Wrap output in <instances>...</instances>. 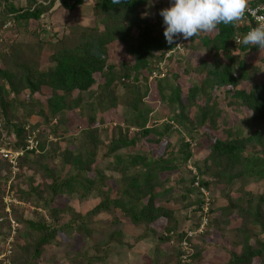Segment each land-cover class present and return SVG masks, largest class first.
Returning <instances> with one entry per match:
<instances>
[{
  "label": "trees",
  "instance_id": "1",
  "mask_svg": "<svg viewBox=\"0 0 264 264\" xmlns=\"http://www.w3.org/2000/svg\"><path fill=\"white\" fill-rule=\"evenodd\" d=\"M87 1L91 3L88 7ZM168 1L121 0L114 4L113 0H0V27L12 22L0 42V147H24L32 133L38 141L36 150L26 151L18 158L15 173L0 155V243L14 239L11 256L0 258V264H6L5 258L11 264H39L48 246L59 245L60 233L69 238L78 236L88 243L85 248L65 252L69 264H107L133 248L122 218L132 227H148L146 232L134 236L135 240L150 233L160 243L168 244L173 243L172 234L176 233V264H188L184 256L192 261L199 258L196 246H190L191 252L183 251V243L191 240L187 232L181 231L176 210L160 203L174 201L172 192L176 188L156 190L167 180L161 175L177 172L179 166L185 169L191 163L194 153L190 144L181 140L182 146L177 149L168 142L166 151L159 156L150 150L117 153L119 149L134 148L140 141L149 147L172 132L179 135L173 125L187 129L194 140L200 137L197 144L208 149L202 166L194 163L197 176L189 170L190 179H180L178 184H186V197L196 195L189 206H196L199 220L190 232L196 236L212 228L233 235L242 250L230 252L228 264H264V241L259 237L264 235V194L243 190L249 182L264 181V75L256 77L264 74V50L234 42L235 35L247 31L244 24L219 25L213 45L209 41L204 44L213 49L215 57L224 54L226 61L213 63L211 68L205 62L200 70L199 65L195 66L206 79L190 80L187 94H183L178 73L172 69V62L180 53L174 51L175 43L169 44L165 39L163 17H158L159 24L150 19L152 10L160 12L167 8ZM262 3L264 0H252V6ZM82 7L92 11L90 25L74 22L60 35L51 26L49 31L43 28L48 25L43 22V15L56 8L73 12ZM257 51L262 55L256 64L248 65L242 56ZM175 62L179 64V60ZM158 63L169 67L162 78L153 77ZM212 89L215 93L229 92L232 105L247 110V135L241 136V131L233 126L223 138L214 136L221 109ZM149 96L167 106L163 115L168 122L151 117L155 108L146 101ZM119 107L125 108V114L107 134L103 125L115 123L107 117ZM192 111L194 117L190 118ZM33 115L40 121H30ZM55 116L60 118L56 126L52 123ZM77 118L86 127L74 135L71 123ZM131 128L136 134L131 135ZM197 130L198 137L194 134ZM101 132L105 134L103 140ZM104 145L107 151L99 155V148ZM174 156L176 162L171 160ZM103 160L111 161L110 169L116 168L113 178L103 168ZM206 175L211 182L202 178ZM111 180L115 186L120 185L117 197L112 196L114 190L97 196L96 205L78 216L67 205L72 199L83 202L93 198ZM237 182L241 184L235 191L239 195L231 198L227 190ZM25 183L26 188L19 189ZM212 184L218 187L217 194L211 190ZM17 189L19 193L15 192ZM201 189L208 193L207 197ZM10 192L18 202L31 206L35 217L29 218L14 205L10 213L5 212L3 198ZM218 194L227 199V204H215ZM60 197V202L66 203L64 210L54 205ZM214 212L219 218L213 225L209 217ZM235 213L239 223L231 227L229 218ZM104 214L108 217L100 219ZM204 216L207 223L198 232ZM160 219L166 221L163 234L153 227ZM12 220L18 225L13 233ZM159 248L156 246L155 251ZM2 251L0 248V255ZM153 261L159 264L155 258Z\"/></svg>",
  "mask_w": 264,
  "mask_h": 264
},
{
  "label": "rangeland",
  "instance_id": "2",
  "mask_svg": "<svg viewBox=\"0 0 264 264\" xmlns=\"http://www.w3.org/2000/svg\"><path fill=\"white\" fill-rule=\"evenodd\" d=\"M154 4H157V1H154ZM91 3L89 1L86 2V7L90 6ZM153 14L151 15V21L159 22L161 20H158L160 15V12H157L156 10H152ZM162 17V16H161ZM43 22L47 23L49 26L54 28L56 32L60 35L65 31L68 25L73 24L74 22H78L83 25H90L93 22V14L92 11L89 8H76L73 12H70L68 10L62 9V8H56L53 13L47 14L46 18L43 20ZM165 26V25H164ZM159 29H161L160 26H158ZM218 30L214 33L211 34H201L198 37H194L190 40H184L182 38H178L175 42L180 40V42L183 44V50L180 52V55L177 56L173 60V67L174 72L177 74L179 77V81L182 84V93L187 94V87L189 86V81L191 80L192 82L198 81L202 79H206L204 75H200V71H197L195 66L199 65L200 67H197V69H201L203 64L205 62L209 63V67H214L213 63H219L220 62H225L226 57L222 53H218L219 56L215 57L213 49L209 47V45H205V41H209L210 45H213L214 37L218 34ZM10 33L9 35H11ZM181 44V45H182ZM117 47V45H116ZM233 52L237 53V50L233 48ZM260 51H257L255 53L249 54L247 56H242V55H235V56H242L245 60V62L250 65V64H256V60L262 55L260 54ZM122 55V53H121ZM46 57V56H45ZM44 57V60H45ZM120 58H122L119 55ZM119 58V59H120ZM116 60L118 58H115ZM179 60V64L177 65L176 62L174 61ZM191 68V69H190ZM191 70L190 72L186 73L185 70ZM169 71V67L165 68L164 63H158L154 66L153 69V75L157 74L158 78L161 73L166 74V72ZM264 72V69H263ZM168 73V72H167ZM203 74V72H201ZM152 75V74H151ZM199 75V76H198ZM263 73L261 76H256L258 78L263 77ZM98 76V75H96ZM150 80V79H149ZM148 80V81H149ZM101 82V80H99ZM152 89V88H151ZM212 92L217 96L216 98V103H218V108L221 109V117L219 120V123L217 124V128L214 131V136L223 138L224 133L229 130L231 127L234 129H238L241 131L240 135L245 136L248 134V128L249 125L245 121V115H247V110L245 108H240V107H235L232 105L231 102H233L232 99L229 97V92L223 94L221 90H218L217 93H215L212 89ZM231 93V92H230ZM26 97L27 95L24 94ZM41 101L43 99H40ZM149 103H151V106L155 108V111L152 113L151 117L157 120H161V122H168L169 120L163 115L165 108L167 107L166 105L162 106V104H159L158 100H154L152 97L149 96L148 99H146ZM28 102L30 103L31 101ZM125 108L119 107L116 111V113L111 114L109 117H107V120L109 118L113 119L115 123H112V126L109 124L110 122H107L103 125V128L107 130V134L109 132H112V128H116V126L120 123V118L124 116L125 114ZM76 114V111H74ZM161 115H160V114ZM194 117L193 111L191 112L190 118ZM75 118V117H74ZM59 116H55L52 120V123L56 126V122L59 121ZM30 121L32 122H37L40 121V118L36 115H33L30 117ZM110 121V120H109ZM74 122V123H73ZM71 124L72 125V134L77 135L80 130H83L86 126L85 123H83V120L80 118H77L73 121ZM160 122V123H161ZM246 122V123H245ZM159 123V122H158ZM53 125V126H54ZM115 126V127H114ZM122 126V125H121ZM173 130H179V135L172 132L171 135H167L161 142H159L156 145H151L148 147V144L143 143V142H138L137 145L134 148H127V149H119L117 153L123 154V153H131V154H136L138 152L140 153H146L148 150H150L153 155L159 156L163 152L166 151V143L169 142L171 146H176V148H180L181 145V140H184V142H188L191 146V150L194 153V157L190 160L191 163L187 164L185 169L182 168V166H179V171H174L170 173H165L164 175H161L163 179L162 183L163 185L158 187V191H165L168 187H175L176 189L172 192V197H174V201L169 204L168 202H164L163 200L160 201V203L166 204L168 207L174 208L176 210V216L177 219L180 223V229L182 232H187L188 237L190 238L191 242H185L183 243V249L184 251L188 250L190 246H196L197 253L199 254V258H197L195 261H192L191 259H185V263L188 264H228V259H229V253L230 252H241L242 248L241 246L237 243V240L233 235H230L226 232H220L219 231H214L208 229L206 233H202L200 235L194 236L193 232V226L194 224L199 220V214L196 211V206H189L194 199L195 196L192 194L190 197H186V184L184 185H178L180 184V179L183 182H186L188 179H190V173L195 176H197V172L194 168L196 163L199 166H202L203 160L206 158L208 154V149L206 146H199L197 143L200 140V137L197 138V140L192 139L189 134L187 129L179 128L173 125ZM130 133L136 134V130L131 128L129 130ZM223 132V133H222ZM197 137L199 135L198 130L194 134ZM100 139L103 140L105 137L104 132H101L99 134ZM50 139H52V136H49ZM205 143V140H203ZM201 142V141H200ZM62 145L67 144L66 142H62ZM107 151V146H100L99 148V155ZM179 158V155L177 156ZM172 161L176 162V156L171 158ZM110 164L111 161L108 160H103L102 161V166L106 170L107 174H111L110 178H113V175L115 174L116 168L110 169ZM144 176L140 177V180H142ZM204 180H208L211 182L209 175H206L202 177ZM181 181V182H182ZM182 182V183H183ZM28 183H25V186L22 185V189L24 190ZM120 185L114 184L113 180L110 181V183L107 185L106 188L101 189L100 193L96 192L94 194V199L90 198L89 200L86 201H78V199H72L70 200L67 205H69L71 208L74 209L75 214L81 215L84 214L87 210L91 209L93 206L96 205L98 202L99 196L102 195H108L111 190L113 191L112 196L117 197L120 191ZM234 187L231 189H228L227 191L230 193L231 198H237L239 195L238 193H235L236 189L238 187H241V184L239 182L236 183V185H233ZM118 187V188H117ZM211 190L214 193H218V187L212 184ZM244 192H253V194H264V181H259L258 183L254 182H249L247 185L244 186L243 188ZM15 192L19 193V190H15ZM185 194V195H184ZM43 196L45 198L48 197L47 194L43 193ZM98 196V197H97ZM184 196V198H182ZM171 197V196H170ZM169 196H167V199H171ZM61 198V197H60ZM57 203L54 205L59 207L61 210H64L66 207V203L63 202L61 203L60 201L62 198ZM81 202V203H80ZM27 203H19L15 205L16 210L18 211H23L26 216L29 218L35 217L32 213L33 208L29 205H26ZM215 204L217 206H221L224 204H227V199L224 198L221 194H218L216 197ZM217 212V211H216ZM214 212L209 218L211 224H215L218 220V213ZM118 214V213H117ZM66 219L68 218L67 215L64 216ZM108 216L106 214L99 216V218L104 219L107 218ZM232 223L231 227H236L238 226L239 223V217L235 213L229 218ZM123 224H124V230L127 234V237L129 238V243L132 244L133 248L129 250H125L122 252V254L118 258H113L110 262L107 264H153V258L159 263V264H176V247H177V242L174 241V238H176V233L172 234V242L173 243H160L157 239H154L153 237L150 236V233H147L146 238H139L136 239L133 238L134 236H138L139 233L141 232H146L147 226L146 225H141L139 227H132L130 224L127 223V221L122 218ZM166 226V221L165 219H160L154 224V229L158 234H163L164 228ZM226 228L227 225H226ZM230 228V227H229ZM254 229L258 230V227H253ZM141 231V232H140ZM199 232V231H198ZM13 235V234H12ZM263 241H264V235L259 236ZM78 236H72L71 238L59 234L57 237V241L59 242V245H50L46 248V251L42 258L39 261V264H69L65 252L67 250H79L82 248H85L88 246V243L85 242L84 240H80ZM14 239L8 238L7 241L3 244L0 243V248H3V251L0 255V258L3 257H10L12 254V246L11 243L13 242ZM10 243V244H9ZM160 247L159 251H155V247ZM191 249H189L190 251ZM194 250V249H193ZM196 251V250H194ZM191 252V251H190ZM183 258V257H182ZM184 260V258H183ZM5 263L6 264H11L8 258H5ZM256 262V261H255ZM99 264V263H96Z\"/></svg>",
  "mask_w": 264,
  "mask_h": 264
},
{
  "label": "clouds",
  "instance_id": "3",
  "mask_svg": "<svg viewBox=\"0 0 264 264\" xmlns=\"http://www.w3.org/2000/svg\"><path fill=\"white\" fill-rule=\"evenodd\" d=\"M113 3L119 4L121 0H113ZM160 15L169 44L175 43L177 38L190 40L201 34L214 33L221 24L235 26L250 15L256 26L238 37L236 43L264 50V15L252 7V0H174L170 7L160 11Z\"/></svg>",
  "mask_w": 264,
  "mask_h": 264
},
{
  "label": "built area",
  "instance_id": "4",
  "mask_svg": "<svg viewBox=\"0 0 264 264\" xmlns=\"http://www.w3.org/2000/svg\"><path fill=\"white\" fill-rule=\"evenodd\" d=\"M43 3V2H42ZM58 3V2H57ZM56 3V5H57ZM172 3H174V0H169L167 2V8L170 7L172 5ZM44 4H47V2H44ZM254 9H258L259 10V14L261 15H264V3L262 4H257V5H254L252 6ZM46 16L43 15L42 16V19H45ZM240 24H244L245 26L248 27L247 31L245 32V34L251 30L252 27H255L256 26V21L255 19L252 17V16H248L247 19H245L244 21H241ZM12 25V22L11 21H8L6 22L2 27H0V42L3 40V36L5 33H8V29H10ZM46 31L50 30V27L49 25H45L43 27ZM244 34V35H245ZM238 37H243V35L241 34H238V35H235L233 40L234 42L236 43V40ZM177 44H179V46H177ZM182 43L179 41H177V43L175 44V47H174V51H178L179 53L182 52L183 50V44L181 45ZM236 44H239V43H236ZM168 57V54L166 55ZM158 75L157 74H154L153 77H157ZM159 77H164V73H161L159 75ZM38 146V141L36 140L35 138V133H32L31 135L28 136L27 140H26V145L24 147H20V148H17L16 150H13V149H9V148H6V147H0V155L3 159L7 160L8 163L10 164L11 166V170L13 173H15L18 169V165H17V160L19 157H21L26 151H33V150H36ZM9 183L10 181L7 183L8 186H9ZM195 185L197 186V183H195ZM202 193L207 197L208 193L204 190V189H201ZM3 202L5 203L6 207H5V212L7 213H10V208H11V205H17L19 204L20 202L17 201V199L15 197L12 196V192L8 193L7 195L4 196L3 198ZM207 204L204 205L203 207V212L206 213L207 211V208H206ZM2 219L0 218V221ZM207 223V219L206 217L204 216L202 218V223L198 229L199 232L202 231V229L204 228V225ZM18 225L12 220L11 221V230H12V233L14 232L15 228L17 227ZM184 251V249H183ZM188 251V250H186ZM184 259L185 256L183 257Z\"/></svg>",
  "mask_w": 264,
  "mask_h": 264
}]
</instances>
